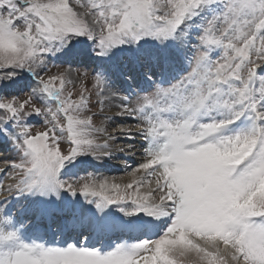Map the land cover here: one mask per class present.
Instances as JSON below:
<instances>
[{
  "label": "snow or ice",
  "instance_id": "snow-or-ice-1",
  "mask_svg": "<svg viewBox=\"0 0 264 264\" xmlns=\"http://www.w3.org/2000/svg\"><path fill=\"white\" fill-rule=\"evenodd\" d=\"M0 139V264H264V0H0Z\"/></svg>",
  "mask_w": 264,
  "mask_h": 264
},
{
  "label": "rangeland",
  "instance_id": "rangeland-1",
  "mask_svg": "<svg viewBox=\"0 0 264 264\" xmlns=\"http://www.w3.org/2000/svg\"><path fill=\"white\" fill-rule=\"evenodd\" d=\"M85 60H86L85 61L86 63H83L82 65L81 64H79V65L74 64L73 69L79 68L81 71H83L84 68L87 67V69L89 71V77L87 78L85 86L87 88L91 89L92 88L91 68L94 67L99 62L95 61L93 59H85ZM61 62L62 61H60V60L55 61L54 63H55V65H57L56 67L53 66V63H50L49 64L50 70L55 72V71H60V70H63L64 68H66L67 65L66 64L61 65L60 64ZM80 79H83V78L81 77ZM79 89H80V82H79V80H77V83L75 85V90H76L75 94L79 93ZM24 91H27V89L25 88ZM9 92H11L12 94H16V95L20 94V92L17 91L15 88H9L7 91L4 92V94L7 95V94H9ZM94 99H95V97L93 96V100ZM95 110H96V108H95V106H93V111H95ZM113 111H115V109H113ZM102 119H103V117H98V118H96L95 122L97 124H99ZM30 123L33 124L35 129H40L42 127L41 123H39L38 120H35V119L30 120ZM0 140L2 141V142L0 141L1 142L0 143V155H2L4 152V149H6V147L11 148V145L6 143L2 139H0ZM64 147L66 150L67 145H65ZM1 148H3V150H1ZM8 153H10V151H8ZM81 159H86L85 167H86V170L88 171V173H92V174L99 176V177H108L110 179L113 177H115L117 179L127 178L125 176V172H124L125 158L122 156H117L116 158H114L112 160L105 159L102 161H93L90 157L81 158ZM140 159H141V156L139 154H137V156L134 158V160H127L126 162H127V164L134 166L135 162H138ZM104 164H105L106 168L104 167ZM84 170H85L84 167H81L79 169H73V174H78L80 176L87 175L88 173L83 172Z\"/></svg>",
  "mask_w": 264,
  "mask_h": 264
},
{
  "label": "bare ground",
  "instance_id": "bare-ground-1",
  "mask_svg": "<svg viewBox=\"0 0 264 264\" xmlns=\"http://www.w3.org/2000/svg\"><path fill=\"white\" fill-rule=\"evenodd\" d=\"M85 61H86V60H84V63H86ZM81 65H82V64H81ZM81 65H80V66H81ZM0 141H1V140H0ZM1 142H2V141H1ZM1 142H0V143H1ZM10 149H11V148L6 147V149H4V152H3L2 155H8V154H9L8 151H10ZM1 150H3V148H1ZM138 157H139V156H138ZM139 158H140V157H139ZM104 167H105V164H104ZM105 168H106V167H105ZM124 179H125V181L127 180V178H124Z\"/></svg>",
  "mask_w": 264,
  "mask_h": 264
}]
</instances>
